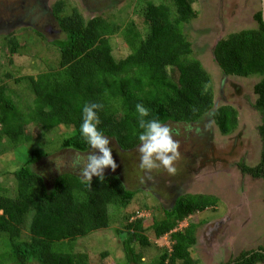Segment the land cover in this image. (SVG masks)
Returning <instances> with one entry per match:
<instances>
[{
	"label": "trees",
	"instance_id": "obj_1",
	"mask_svg": "<svg viewBox=\"0 0 264 264\" xmlns=\"http://www.w3.org/2000/svg\"><path fill=\"white\" fill-rule=\"evenodd\" d=\"M148 3L144 9L146 31H138L133 23L125 30L104 16L86 19L77 9L67 14L65 4L57 2L53 16L62 33L52 43L58 51L57 67L28 77L34 94L33 103L21 108L19 103L0 87V157L7 149L3 144L18 147L34 142L26 132L31 125L43 129L39 144L48 134L60 133V149L89 154L90 148L80 134L82 108L86 103L103 105L98 112L99 129L124 152L139 147V115L136 105L149 109L145 119H158L163 124H195L211 115L222 136L239 128V112L231 105L216 107L212 77L202 62L194 57L191 41L184 27L199 16L192 0ZM258 27L229 35L217 42L214 60L227 77L252 78L257 96L254 108L261 116L258 133L262 142L261 160L249 166L242 160L238 167L245 175L264 182V24L261 10L254 17ZM122 33L130 53L120 60L113 55L111 39ZM10 51L18 52V43L10 41ZM177 69V83L167 71ZM136 75V86L127 75ZM18 83H21L19 79ZM23 105V103H22ZM216 108V109H215ZM63 131V132H62ZM47 134V135H46ZM46 135V136H45ZM4 147V148H3ZM44 152L33 149L26 163L12 173V188L0 180V238H6L9 252L0 255V264H89L88 255L75 252V244L84 238L109 229L113 221L110 208H128L136 197L119 175L105 170L104 182L93 177L91 184L80 175L65 171L54 177L52 187L35 167ZM211 195L184 194L173 206L164 208V218L149 227L156 238L170 234L172 249L157 264H198L193 258L197 244V226L191 224L178 231L179 224L196 213H205L218 206ZM28 236L23 238V230ZM143 219H126L123 238L129 262L141 264L134 245H151L145 235ZM111 260L108 251L101 255ZM102 262L105 263V261ZM227 264H264V244L255 250L243 251Z\"/></svg>",
	"mask_w": 264,
	"mask_h": 264
},
{
	"label": "rangeland",
	"instance_id": "obj_2",
	"mask_svg": "<svg viewBox=\"0 0 264 264\" xmlns=\"http://www.w3.org/2000/svg\"><path fill=\"white\" fill-rule=\"evenodd\" d=\"M0 0V18H7L8 8L16 10L12 22L20 21L16 27L0 31V87L21 108L33 103L34 94L28 77L53 70L59 61L58 51L52 43L63 36L53 16L57 2L65 4L67 14L77 8L84 17L92 19L104 16L109 22L121 25L125 30L133 23L138 31H146L144 9L148 3H165L174 7L173 0ZM8 2L9 5H8ZM198 18L184 27V33L191 41L194 57L200 60L212 77L216 107L231 105L239 112V128L230 136H222L209 114L195 124H166L173 132V139L179 145L180 159L175 166L176 175H169L163 168L146 173L140 168L139 147L132 152L122 151L114 140L110 147L117 164L114 171L129 190L135 191L133 203L126 209L111 206L112 226L90 237L79 240L75 252L88 255L89 264H135L129 262L124 250L123 238L126 219L132 214L134 219H143L147 228L145 235L151 245H134L141 264H157L161 256L172 249L170 234L156 238L149 228L154 220L164 218V208L173 206V196L184 194L211 195L218 199V206L205 213L189 217L179 224L178 231L191 224L197 226V244L193 247V258L198 264H227L243 251L255 250L264 244V182L241 173L237 164L244 160L255 165L260 160L262 143L258 134L261 116L254 105L257 96L254 87L258 77H225L214 60L213 50L218 41L243 30L258 27L254 17L261 10V0H192ZM22 21V22H21ZM18 43V52L10 51L12 43ZM113 55L120 60L130 53L122 33L110 41ZM172 82L177 83L176 68L167 69ZM22 81L18 83L17 80ZM136 86V75H127ZM23 103V105H22ZM216 109V108H215ZM26 132L34 138L33 143L14 147L3 141L7 149L0 157V180L3 186L12 188V173L20 169L28 160L33 149L44 152L43 160L35 169L52 187L54 177L65 171H79L73 167L77 155L71 150L60 149L61 135L48 134L45 144L43 129L31 125ZM63 132V131H62ZM47 135V134H46ZM45 135V136H46ZM90 153V152H89ZM111 170V169H107ZM112 171V170H111ZM149 176L151 178H149ZM28 236L23 230V238ZM6 238H0V255L9 252ZM108 251L111 260L106 262L101 255ZM102 260L105 261L102 262ZM13 264V263H12Z\"/></svg>",
	"mask_w": 264,
	"mask_h": 264
},
{
	"label": "clouds",
	"instance_id": "obj_3",
	"mask_svg": "<svg viewBox=\"0 0 264 264\" xmlns=\"http://www.w3.org/2000/svg\"><path fill=\"white\" fill-rule=\"evenodd\" d=\"M225 77L227 76L225 75ZM102 107L103 105L98 103H86L82 108L80 134L91 151L86 157L77 155L73 161V167L79 171L82 181L88 184L92 183L93 177L98 178L101 183L104 182L105 170L111 169L114 172L117 168L112 156L111 141L99 129L101 120L98 112L102 110ZM136 112L140 118L139 128L142 130L138 137L140 168L149 174L163 168L169 175H176L178 169L175 163L180 159V145L173 139L172 130L158 119H145L149 116V109L144 105L137 104ZM259 162L249 166L254 167ZM149 178L151 177L149 176Z\"/></svg>",
	"mask_w": 264,
	"mask_h": 264
},
{
	"label": "flooded vegetation",
	"instance_id": "obj_4",
	"mask_svg": "<svg viewBox=\"0 0 264 264\" xmlns=\"http://www.w3.org/2000/svg\"><path fill=\"white\" fill-rule=\"evenodd\" d=\"M7 1H4L2 0V3H6ZM10 2H8V5H9ZM7 4V3H6ZM16 12V10H13V9H10V7L8 8V11L7 12H4V15L5 17L7 18H0V31H3L4 29L5 30H8L9 28L11 27H16L17 25L20 24V21L19 20H16L15 22H12L13 19L16 18V16H14V13ZM0 14H3L0 13ZM22 22V21H21ZM179 197V194L176 193V195L173 196V202H175V200Z\"/></svg>",
	"mask_w": 264,
	"mask_h": 264
},
{
	"label": "water",
	"instance_id": "obj_5",
	"mask_svg": "<svg viewBox=\"0 0 264 264\" xmlns=\"http://www.w3.org/2000/svg\"><path fill=\"white\" fill-rule=\"evenodd\" d=\"M262 1V7H261V12H262V20H263V24H264V0ZM213 53H215V49L213 50Z\"/></svg>",
	"mask_w": 264,
	"mask_h": 264
}]
</instances>
